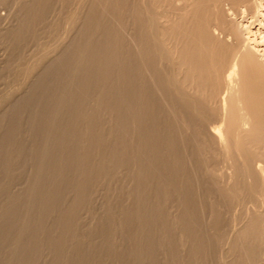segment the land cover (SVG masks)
<instances>
[{"label":"bare ground","instance_id":"bare-ground-1","mask_svg":"<svg viewBox=\"0 0 264 264\" xmlns=\"http://www.w3.org/2000/svg\"><path fill=\"white\" fill-rule=\"evenodd\" d=\"M20 1L6 35L15 47L49 9ZM70 1L77 9L57 43L18 69L27 101L0 100V169L26 147L35 160L28 197L10 200L26 209L1 205L13 239L0 264L34 263L41 242L51 264H153L160 254L161 264H264V0ZM24 111L29 144L14 140ZM105 186L130 207L106 202L97 236L85 238L78 218ZM52 208L60 232L43 241Z\"/></svg>","mask_w":264,"mask_h":264},{"label":"rangeland","instance_id":"rangeland-1","mask_svg":"<svg viewBox=\"0 0 264 264\" xmlns=\"http://www.w3.org/2000/svg\"><path fill=\"white\" fill-rule=\"evenodd\" d=\"M20 6H21V1L20 0H5L3 3H0V100H1V98L4 96V95H6V94H8V95H15L16 97H18L17 98V102L18 103H23V102H25V101H27V99H26V96H27V91L29 90L26 86H24V87H21V88H19L18 90H16L17 88V83L18 84H20V82L23 80V77L21 76V75H18V69H19V67H24V63H26V64H28V63H31L32 61H34L35 59L34 58H36L37 56H38V54H37V52H36V50H37V48H38V46L39 45H41V44H44L46 47H48L49 49L51 48V47H53L56 43H57V39H58V37L59 36H61V34L66 30V17L69 15V13L70 12H72V10L74 11V9H75V11H76V9L77 8H75V7H77V4L74 2V1H70V2H62V0H49V3H48V11L47 12H45L44 13V18H43V20H40L39 22H37L36 24H35V33H36V37L35 38H31L30 37V35L29 36H27V37H25V39H24V41L20 44V45H18V46H13L11 43H10V39L8 38V37H6V35H7V32H9V30L12 28V26H15L16 24H17V22H18V18L20 17V11H21V8H20ZM86 9V8H85ZM17 16H19L18 18H17ZM263 21H264V19H263ZM128 20H127V22L125 23V29H126V31H125V33H127V34H129L130 33V31H131V24H128ZM255 26H258L257 24H255ZM53 28V29H52ZM42 42H41V41ZM55 40V41H54ZM38 42V43H37ZM37 54V55H36ZM31 55V56H30ZM23 57V58H22ZM26 60V62H24ZM18 66V68H16L17 66ZM14 66H16V67H14ZM24 88V89H23ZM15 100V99H14ZM14 100H11V102H13ZM30 101V100H29ZM5 104V106H7L8 105V102H5L4 103ZM26 111H24V113H23V116L22 117H20V119L18 120V126H17V130H16V133H14L16 136H14V140H19V138L21 139V144L22 143H30V142H32V141H34V137H33V135H34V133H32V131H28L27 130V128L31 125V124H26ZM10 120H12V119H9V116H8V118H6L3 122H4V125H8L9 124V122L8 121H10ZM29 125V126H28ZM32 135V138L30 137ZM16 140V142H18V143H20L19 141H17ZM27 141V142H25V141ZM22 141H24V142H22ZM29 141V142H28ZM25 149V148H24ZM26 149L27 150H23V151H25V152H23V154L21 155V157L20 156H16L17 158H19V159H17V160H15L16 159V157H14L12 160L13 161H11V160H8V162H5L4 163V166L6 167L5 169H0V208H1V205H2V203L4 204L5 203V205H3V207L5 208L6 207V205H7V209H6V212H10V210L11 211H13L12 209L14 208H17V210H19L20 208V206H19V204H15V205H11V201H19V202H21V201H23V199H25V198H27L28 196H26L25 195V197H24V195L23 196H21L23 193H25V189H26V187L29 185V183H30V181L32 180L31 178H33V177H31L34 173L32 172V170H30L31 169V166H32V163L35 161V160H33V154H32V150H31V152H30V150H29V153H27L28 152V148L26 147ZM25 153V154H24ZM30 153H31V155H30ZM25 156V157H24ZM33 160V161H32ZM31 162V163H30ZM31 164V165H30ZM10 169V171H9V169ZM68 168V167H67ZM6 169H8L7 171H6ZM5 171V173H2V171ZM68 171V172H67ZM69 169H67L66 170V172H65V176L67 177L68 176V178L67 179H69L70 178V181H72V179L74 180V178H75V176H77V174L76 173H72L71 171V175L69 174ZM6 172H7V174H6ZM31 172V173H30ZM10 173V174H9ZM32 174V175H31ZM68 174V175H67ZM4 175V176H3ZM9 176V178L7 177V179H6V176ZM73 175H75V176H73ZM70 176V177H69ZM5 177V178H4ZM65 177V178H66ZM74 177V178H73ZM4 178V179H3ZM64 178V179H65ZM72 178V179H71ZM76 179V178H75ZM45 181L44 182H46L47 183V181L49 180L48 178L46 179H44ZM61 180V179H60ZM60 180L58 179V180H55V181H51V180H49V184L50 183H52V184H54V183H60ZM69 181V180H68ZM43 182V183H44ZM54 182V183H53ZM118 182V181H117ZM124 184H126L125 183V181H124ZM44 185H48V184H44ZM115 185V183L113 184V185H111V186H114ZM3 186V188H2V190H4V188H5V190L7 191H4L5 192V194H7V193H11L10 194V196L8 197V195L9 194H7V195H5L4 194V192L1 190V187ZM5 186V187H4ZM111 186H109V187H111ZM114 187H116V185L114 186ZM123 187H124V185H123ZM105 190H104V194H103V198H102V201L101 202H96V201H94V202H92V206H90V210H92L91 212H93V214L92 215H89L88 213L87 214H85V208L84 209H82V216L80 215L79 216V218H78V222H77V224H81V223H83V224H81V228L83 229V230H81V234H82V232H83V236H85V238H86V236H88V237H90V238H93V239H95V237L97 236V232H98V230L99 229H97V227L98 226H100L99 225V223L101 224L102 222H104L103 220H106V218L104 217L105 216V214H104V210H102L103 208H104V204H106V202L108 203V202H112L113 203V200H114V202L115 201H117V200H115V199H119L120 200V202H121V200H123V202L122 203H118V205H120V204H122V206H124L125 204H129V202H128V198H126L125 196H123V195H121L122 193H123V191L120 193L119 192V195L118 194H116V190H114V189H116V188H113V187H111L110 189H111V191L112 192H110V189H107V187L105 186ZM126 185H125V187H124V189L126 190ZM21 189H23V191L24 192H22V190ZM9 191V192H8ZM20 191H21V193H20ZM68 191V190H67ZM65 192L67 195H69V196H67L66 194H63L62 195V197L61 198H64V199H60L62 202H59V204H61V205H58V207L56 208V209H58L60 206L62 207V208H59L58 210H61L62 212H65V211H67V209H69L68 208V206H67V204H69V200L67 201V204H66V202L65 203H63L64 201H66L65 199L66 198H70L71 199V195L70 194H72V192L71 191H69V192ZM116 191V192H115ZM2 192H3V194L4 195H2ZM16 192H18V193H16ZM14 193H16L17 194V197L15 196L16 194H14ZM32 195V194H31ZM34 195V194H33ZM31 196V197H33L34 199H40V197L38 196V195H34V196ZM125 195V194H124ZM6 196V197H5ZM11 196L13 197V200H12V198H11ZM20 196V197H19ZM64 196V197H63ZM14 197H15V199H14ZM24 197V198H23ZM30 197V196H29ZM35 197H37V198H35ZM9 198V200H7V199ZM11 198V199H10ZM21 198H23V199H21ZM124 198H125V200H124ZM6 199V200H5ZM11 200V201H10ZM21 200V201H20ZM106 200V201H105ZM5 201V202H4ZM7 202H10V204L9 203H7ZM105 202V203H104ZM63 204V205H62ZM9 205H10V208H9ZM13 206V207H12ZM18 206V207H17ZM65 206H66V208H65ZM125 206H127V207H130V204L129 205H125ZM2 207V209H0V215H1V212H3L4 213V211H5V209ZM65 209H64V208ZM21 208H23V209H20V211L22 210H25L26 208L25 207H21ZM4 209V211H2ZM52 209H53V212H52ZM52 209H50V210H48L47 211V216L45 215L44 216V218H42L43 220H45V221H43L42 219H40V224H41V222H42V225H43V223H44V225H43V227H41L40 228V230L39 229H36L37 230V232H38V230H39V233H38V235H39V237H40V235H41V239L42 238H44L43 239V241H45L46 239H47V237H48V235H55L56 233H57V235H58V231L60 232V227H61V225H60V221H62V220H59L60 218H59V216H58V212H61V211H58V212H55L56 211V209L55 208H52ZM55 209V210H54ZM63 209V210H62ZM105 209V208H104ZM8 210V211H7ZM65 210V211H64ZM51 211V213H50V215L51 216H53V217H51L50 215H49V212ZM102 212H103V214H102ZM2 213V214H3ZM57 213V214H56ZM101 214H102V216H103V218H105V219H101ZM57 216V217H56ZM1 217V216H0ZM34 216H31V218L30 219H32ZM46 217V218H45ZM81 217V218H80ZM83 217V218H82ZM34 218H36V217H34ZM33 218V219H34ZM47 218H49V219H47ZM50 218L52 219V220H54L53 221V223H54V225H52L53 223H52V221L50 220ZM91 218V219H90ZM96 218V219H95ZM47 219V220H46ZM95 219V220H94ZM49 220L51 221V223L49 222ZM57 220V221H56ZM96 220H101V221H96ZM2 220L0 219V236H4V238H3V240H4V242H2L3 240L1 239V241H0V244L1 245H3V243H6V244H4V246H1L0 247V262L1 263H4L5 261H7V250H9L10 249V247H8L7 245V243H9L10 242V239H13V236H11V235H9V234H7L8 236H7V238H6V236L4 235V233L2 234V232L1 231H3V230H5V229H7L8 227H6L5 225H2L3 224V222H1ZM59 221V222H58ZM86 221V222H85ZM87 221H88V223H87ZM94 221H96V222H94ZM32 222H34V220H32ZM38 222V220H35V223H37ZM56 222H58L57 224H55ZM85 222V223H84ZM92 222V223H91ZM99 222V223H98ZM48 223V224H47ZM86 223H87V226H86ZM93 224V225H91V224ZM4 224H6V223H4ZM48 226H47V225ZM51 224V225H50ZM97 224V225H96ZM2 225V226H1ZM57 225H59L60 227L58 228V226ZM83 225H85L84 227H82ZM88 225H89V229H88ZM4 226L6 227V228H4ZM45 226L46 227H49L50 229H51V227L53 228L52 230H50V229H48V228H45ZM54 226V227H53ZM57 226V227H56ZM92 226V227H91ZM58 228V229H56V228ZM90 227H91V229H90ZM4 228V229H3ZM43 228H45V229H48V230H46V232H45V229H43ZM55 228V229H54ZM99 228V227H98ZM3 229V230H2ZM86 229H88V231L89 232H87V230ZM42 230V232H43V235L46 237H44V236H42V232H40ZM54 230V231H53ZM58 230V231H57ZM28 231V230H27ZM31 232L33 231L32 229L30 230ZM29 231V232H30ZM50 233H49V232ZM55 231H57V232H55ZM86 233H85V232ZM30 232V233H31ZM26 233H28V232H26ZM34 233H36V231L34 230ZM41 233V234H40ZM45 233V234H44ZM48 233V234H47ZM54 233V234H53ZM85 234V235H84ZM50 237V236H49ZM8 239V240H7ZM23 239H27V241H25L24 243H27L28 242V237H24ZM97 239V238H96ZM97 240H99V239H97ZM119 240V239H118ZM9 241V242H8ZM2 242V243H1ZM43 244H46L45 242H43ZM125 242L124 243H121V245H119V247L117 248L118 250H120L121 249V251L123 250V251H125ZM6 245V246H5ZM29 243H27V244H23V249H24V252H25V254H27V256H32V255H34L36 252L33 250V248L32 247H30V246H32V245H29ZM47 245V244H46ZM46 245H42V242H41V247H40V249H43L42 250V254H41V250L38 252V254L40 255H42V256H38V254L36 255V258H35V260L36 259H38V260H33V262L34 263H32V264H37L38 262V264H44L45 262L44 261H46V263L45 264H51V258H50V256H52V253H51V248L49 247V249H48V247L46 246ZM124 245V246H123ZM26 246L27 247H29V249L31 250H29L28 248H27V250H26ZM122 246H123V248H122ZM5 248V250H2L1 251V249H4ZM155 245H154V250H156V252H158V254H160L159 252H160V247L158 248V247H156V249H155ZM7 248V249H6ZM47 248V250H49V251H47V250H45ZM26 250V251H25ZM5 253H4V252ZM27 251H30V252H27ZM29 253V254H28ZM49 253H50V256H49ZM48 254V255H47ZM4 255V256H3ZM45 255H46V257L47 258H49V260H50V263H49V260L48 259H46V257H45ZM3 256V257H2ZM37 256H38V258H37ZM6 258V260H4L5 258ZM157 259V260H156ZM162 254H160V256H159V258H158V256H156L155 257V259L154 260H156L157 262H159L158 264H161L162 262ZM4 260V262H2ZM43 260V261H42ZM159 260V261H158ZM104 261H105V263L106 264H108V262H110L109 260H107V259H104ZM106 261H108V262H106ZM35 262H37V263H35ZM44 262V263H43ZM157 262H155V263H153V264H157ZM7 264H9V263H7Z\"/></svg>","mask_w":264,"mask_h":264}]
</instances>
